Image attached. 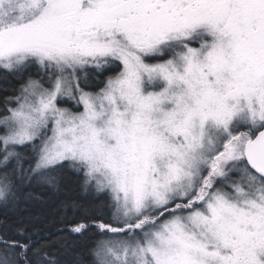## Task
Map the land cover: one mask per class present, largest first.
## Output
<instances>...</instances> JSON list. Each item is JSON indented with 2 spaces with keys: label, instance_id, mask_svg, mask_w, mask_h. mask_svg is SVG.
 Wrapping results in <instances>:
<instances>
[{
  "label": "snow or ice",
  "instance_id": "1",
  "mask_svg": "<svg viewBox=\"0 0 264 264\" xmlns=\"http://www.w3.org/2000/svg\"><path fill=\"white\" fill-rule=\"evenodd\" d=\"M0 69L27 76L0 109V204L71 170L109 213L58 245L21 225L0 264H83L93 227L89 264H264V0H0Z\"/></svg>",
  "mask_w": 264,
  "mask_h": 264
},
{
  "label": "trees",
  "instance_id": "2",
  "mask_svg": "<svg viewBox=\"0 0 264 264\" xmlns=\"http://www.w3.org/2000/svg\"><path fill=\"white\" fill-rule=\"evenodd\" d=\"M28 75L35 77L33 69L26 70ZM3 76L0 80V109L3 108L6 97L18 91L27 76L21 77L6 70H0ZM109 75L111 72L108 73ZM104 77L101 76L100 79ZM99 83V81H96ZM32 192L33 198L22 201L18 205L0 204V236L6 238L20 239L24 237L17 234V228L24 225L26 231L31 234L33 241L40 243L51 242L58 245L64 237L61 229L65 227L66 221L85 219L91 222L93 218L99 217L107 220L109 213L106 208L101 207L103 193L86 192L81 186V180L71 170L63 174L60 189L54 191L50 186L44 184H33L25 188V193ZM65 201H75L81 207L77 209H66ZM95 227L85 236L79 238L73 249L71 257L65 259H77L83 264H89V248L93 238L97 236ZM54 251H59L57 247Z\"/></svg>",
  "mask_w": 264,
  "mask_h": 264
},
{
  "label": "rangeland",
  "instance_id": "3",
  "mask_svg": "<svg viewBox=\"0 0 264 264\" xmlns=\"http://www.w3.org/2000/svg\"><path fill=\"white\" fill-rule=\"evenodd\" d=\"M29 69H33L34 71H35V76H36V73H37V71H38V68H37V66H35V65H33V66H31ZM0 70H4V69H0ZM112 74V73H111ZM110 74V75H111ZM3 76V73H0V80H1V77ZM89 192H91V191H89Z\"/></svg>",
  "mask_w": 264,
  "mask_h": 264
}]
</instances>
